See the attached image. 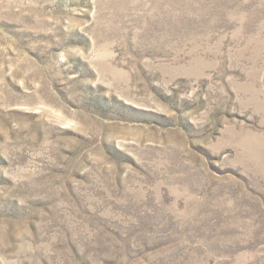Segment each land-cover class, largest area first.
<instances>
[{
  "label": "rangeland",
  "instance_id": "obj_1",
  "mask_svg": "<svg viewBox=\"0 0 264 264\" xmlns=\"http://www.w3.org/2000/svg\"><path fill=\"white\" fill-rule=\"evenodd\" d=\"M0 264H264V0H0Z\"/></svg>",
  "mask_w": 264,
  "mask_h": 264
}]
</instances>
